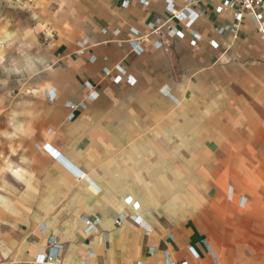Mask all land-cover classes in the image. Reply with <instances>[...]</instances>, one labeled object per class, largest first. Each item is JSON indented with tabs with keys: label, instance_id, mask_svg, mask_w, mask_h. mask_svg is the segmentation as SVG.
Returning <instances> with one entry per match:
<instances>
[{
	"label": "crops",
	"instance_id": "obj_1",
	"mask_svg": "<svg viewBox=\"0 0 264 264\" xmlns=\"http://www.w3.org/2000/svg\"><path fill=\"white\" fill-rule=\"evenodd\" d=\"M190 2L0 0V264H223L217 236L238 255L216 125L264 94V37L206 0L158 46Z\"/></svg>",
	"mask_w": 264,
	"mask_h": 264
},
{
	"label": "rangeland",
	"instance_id": "obj_2",
	"mask_svg": "<svg viewBox=\"0 0 264 264\" xmlns=\"http://www.w3.org/2000/svg\"><path fill=\"white\" fill-rule=\"evenodd\" d=\"M257 90H245L244 106L232 108L240 118L216 125L222 136L215 140L216 146L221 147L216 154L221 171L217 174L218 191L212 190L210 194L217 193L225 200L218 206L226 228L233 218L238 224L243 218L237 256L231 253L227 236L216 237L223 264H264V94L256 96L253 93ZM232 132H236L235 138L230 137ZM42 148L60 157L50 144ZM66 165L70 168L69 163ZM138 208V202L133 201L131 209Z\"/></svg>",
	"mask_w": 264,
	"mask_h": 264
},
{
	"label": "built area",
	"instance_id": "obj_3",
	"mask_svg": "<svg viewBox=\"0 0 264 264\" xmlns=\"http://www.w3.org/2000/svg\"><path fill=\"white\" fill-rule=\"evenodd\" d=\"M200 1H206V0H191L190 4H187L182 9L172 8L170 11V18H168L165 22H163L161 25H159L158 28H156L153 33L160 35V40L158 43V46L162 45L164 43V40L166 37L169 36V34L173 33V29L171 26V20L175 17H180L182 14H186L188 16V19H193L197 13H195L192 9V4H195ZM222 3V7H228L231 8L235 14L236 19V28L239 25V22L242 20L243 16L245 14H250L254 21L256 22L257 29L263 34L264 37V15L262 11L264 10V0H219ZM117 70L120 74L124 73V69L120 66L117 67ZM121 79V75H117L115 77V81H119ZM138 222L140 221L139 218L136 219ZM86 222L88 225H92L94 222H92L90 219H86ZM121 220L118 218L115 221V225L120 224ZM55 258L53 256H42L39 258L38 264H44L45 262H53ZM174 264V263H172ZM181 264H187L186 261H183Z\"/></svg>",
	"mask_w": 264,
	"mask_h": 264
}]
</instances>
